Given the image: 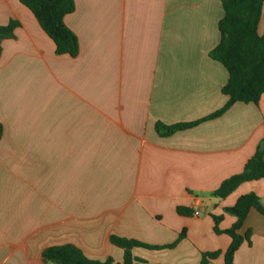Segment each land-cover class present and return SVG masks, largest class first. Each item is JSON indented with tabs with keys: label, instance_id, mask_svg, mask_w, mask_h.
<instances>
[{
	"label": "crops",
	"instance_id": "obj_1",
	"mask_svg": "<svg viewBox=\"0 0 264 264\" xmlns=\"http://www.w3.org/2000/svg\"><path fill=\"white\" fill-rule=\"evenodd\" d=\"M64 24L75 58L52 40L18 0H0V26L18 23L0 54V264H45L48 247L73 245L95 261L121 264L110 236L134 248V264H199L231 239L209 214L253 192L264 206V179L211 196L242 172L264 137V95L257 105L228 97V73L209 52L219 43L220 0H74ZM257 32L264 34V4ZM161 137L166 126L195 123ZM178 207L193 214L182 216ZM198 212V215H195ZM250 232L233 264H264V216L251 209Z\"/></svg>",
	"mask_w": 264,
	"mask_h": 264
},
{
	"label": "trees",
	"instance_id": "obj_2",
	"mask_svg": "<svg viewBox=\"0 0 264 264\" xmlns=\"http://www.w3.org/2000/svg\"><path fill=\"white\" fill-rule=\"evenodd\" d=\"M34 16L43 32L52 40L55 53L58 56L67 55L75 58L79 52V44L75 34L66 27L64 18L75 9L74 0H18ZM223 16L218 22L219 43L209 52V58L220 63L228 73L227 83L222 87L221 93L228 97L226 104L207 119L219 117L234 103L258 104L264 95V34L257 32L264 0H220ZM18 27L16 21H9L7 25L0 26V54L3 40L14 37V30ZM195 123H182L166 126L162 123L155 125L156 132L161 137L169 136L176 131L188 129L197 125ZM3 128L0 124V139ZM264 179V137L258 145L253 156L245 163L241 173L224 180L221 185L211 193L212 197L225 199L240 185ZM254 209L264 216V206L260 198L253 192L241 195L235 204L223 209V213L234 217V224L225 230L218 225L223 215L209 214L214 226L215 234H225L231 242L224 253V264H233L236 251L243 242L249 243L250 232L241 236L238 231L246 219L249 211ZM177 213L182 216H190L193 210L178 207ZM185 237L182 231L177 240L164 246H150L142 242L110 236V242L122 249L121 264H134L140 262L132 255L134 248L149 250L173 249ZM219 252H206L201 254L199 264H210L215 260ZM41 262L45 264H113V259L108 257L104 261L88 259L73 245L48 247L41 253Z\"/></svg>",
	"mask_w": 264,
	"mask_h": 264
},
{
	"label": "built area",
	"instance_id": "obj_3",
	"mask_svg": "<svg viewBox=\"0 0 264 264\" xmlns=\"http://www.w3.org/2000/svg\"><path fill=\"white\" fill-rule=\"evenodd\" d=\"M195 215H198V212H195Z\"/></svg>",
	"mask_w": 264,
	"mask_h": 264
}]
</instances>
